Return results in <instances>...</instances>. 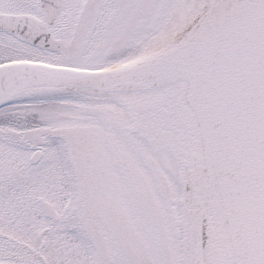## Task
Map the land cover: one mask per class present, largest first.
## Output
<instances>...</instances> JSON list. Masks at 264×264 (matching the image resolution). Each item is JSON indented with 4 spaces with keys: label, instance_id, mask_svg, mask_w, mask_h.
<instances>
[{
    "label": "snow or ice",
    "instance_id": "snow-or-ice-1",
    "mask_svg": "<svg viewBox=\"0 0 264 264\" xmlns=\"http://www.w3.org/2000/svg\"><path fill=\"white\" fill-rule=\"evenodd\" d=\"M0 264H264V0H0Z\"/></svg>",
    "mask_w": 264,
    "mask_h": 264
}]
</instances>
